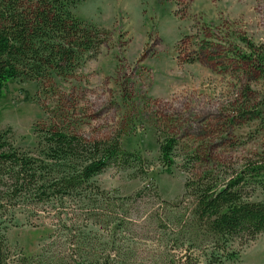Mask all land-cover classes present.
I'll return each instance as SVG.
<instances>
[{
	"label": "rangeland",
	"instance_id": "1",
	"mask_svg": "<svg viewBox=\"0 0 264 264\" xmlns=\"http://www.w3.org/2000/svg\"><path fill=\"white\" fill-rule=\"evenodd\" d=\"M74 9L112 37L73 77L58 78L55 92L37 80H11L0 100V128L10 127L15 144L33 151L35 127L50 123L59 106L69 130L118 137L151 163L145 176L110 167L94 178L99 186L112 197L150 189L124 203L111 197L96 224L91 206L10 199L8 186H0L7 197L0 229L14 264H264V232L243 248L234 243L236 260L219 262L222 252L188 228L185 181L209 170L223 180L264 156V130L258 122H231L240 81L230 72L179 63L176 55L182 38L183 46L195 43L198 31L222 22L223 33L264 42V0H85ZM167 134L179 140L171 167L158 145ZM251 199L264 200V187Z\"/></svg>",
	"mask_w": 264,
	"mask_h": 264
},
{
	"label": "trees",
	"instance_id": "2",
	"mask_svg": "<svg viewBox=\"0 0 264 264\" xmlns=\"http://www.w3.org/2000/svg\"><path fill=\"white\" fill-rule=\"evenodd\" d=\"M84 1L0 0V100L8 83L16 79L37 80L55 92L58 78L73 77L100 52L112 31L76 14L74 8ZM223 24L205 26L194 35L195 43L183 46L182 38L177 58L179 63L201 62L213 71L230 72L240 81L231 122H258L264 130V42L236 31L223 33ZM62 110L58 106L51 111L50 123L35 127L38 142L33 151L15 144L10 127L0 128V186H8L10 199L27 197L38 204L62 205L71 200L91 206L88 212L97 224L100 208L112 205V198L124 203L150 188L146 184L133 195L112 197L94 178L110 167L134 168L137 176H145L151 163L141 151L124 147L118 137L89 139L69 130L62 124L66 119ZM158 142L163 162L171 167L177 135L167 134ZM258 187H264L263 154L246 161L229 178L221 180L209 170L185 181L184 199L191 200L188 228L222 252L219 262L236 260L239 251L234 243L243 248L264 232V200L251 199ZM5 198L0 196V211L6 207ZM6 240L0 229V264H14Z\"/></svg>",
	"mask_w": 264,
	"mask_h": 264
}]
</instances>
